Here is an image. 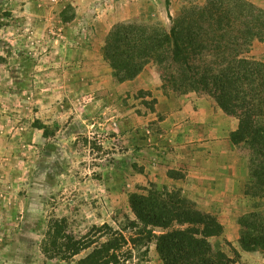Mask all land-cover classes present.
<instances>
[{
  "label": "rangeland",
  "instance_id": "obj_1",
  "mask_svg": "<svg viewBox=\"0 0 264 264\" xmlns=\"http://www.w3.org/2000/svg\"><path fill=\"white\" fill-rule=\"evenodd\" d=\"M247 1L264 12V0ZM205 2L0 0V264H78L88 251L63 260L50 248L52 222L64 220L75 238L103 225L128 237V220L135 219L131 194L178 189L187 198L181 184L170 181L183 178L176 162L167 177L147 166L174 161L176 145H159L156 153L143 151V140L172 134L158 124L161 113L152 116L156 97L195 92L163 89L154 64L136 81L119 83L102 50L116 25L169 30V14ZM250 57L264 63V41L252 43ZM144 78L161 86L144 90ZM39 124L49 128L48 137ZM238 150L248 161L246 150ZM243 192H227L212 213L188 199L223 227L211 243L231 264H264V253L243 252L238 244L237 221L250 206ZM143 253L140 247L123 263L163 264L154 244Z\"/></svg>",
  "mask_w": 264,
  "mask_h": 264
},
{
  "label": "trees",
  "instance_id": "obj_2",
  "mask_svg": "<svg viewBox=\"0 0 264 264\" xmlns=\"http://www.w3.org/2000/svg\"><path fill=\"white\" fill-rule=\"evenodd\" d=\"M168 17L169 30L160 25L114 26L103 57L119 83L136 79L154 64L163 89L205 94L238 121L230 142L247 152L243 194L250 202L237 221L238 244L243 252L264 253V63L250 57L252 43L264 41V12L247 0H206ZM37 126L49 136L48 127ZM129 206L135 219L128 220V237L103 225L75 238L61 220L50 224V248L63 260L88 251L78 264H124L140 247L146 256L150 244L163 264H231L211 243L223 234L217 218L200 211L180 190L131 194Z\"/></svg>",
  "mask_w": 264,
  "mask_h": 264
},
{
  "label": "crops",
  "instance_id": "obj_3",
  "mask_svg": "<svg viewBox=\"0 0 264 264\" xmlns=\"http://www.w3.org/2000/svg\"><path fill=\"white\" fill-rule=\"evenodd\" d=\"M145 71L146 68L143 76ZM160 86V83L153 81L151 84L143 79L144 90L155 91ZM156 100V111L152 116L161 113L163 118L158 124L172 134L168 136L170 140H163L164 142L158 138L167 139L165 134L158 137L146 136L143 151L157 153V150H161L159 145L174 144L175 156L168 155L167 158L172 157L174 161L164 165L158 162L147 166L153 165L167 177V172L174 170L176 162L180 168L176 170L183 174V178L170 181L178 185L180 183L187 198L195 201L201 210L208 213L213 212L214 204L221 202L227 192L231 194L235 189L242 193L248 180V161L238 150V146L230 142V134L237 129L238 121L227 116L209 96L189 93L178 99L159 96ZM152 144L158 147L154 148ZM211 202L212 208L209 206Z\"/></svg>",
  "mask_w": 264,
  "mask_h": 264
}]
</instances>
